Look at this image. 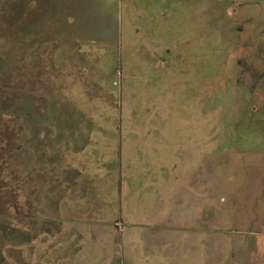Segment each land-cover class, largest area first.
<instances>
[{"label": "rangeland", "instance_id": "obj_1", "mask_svg": "<svg viewBox=\"0 0 264 264\" xmlns=\"http://www.w3.org/2000/svg\"><path fill=\"white\" fill-rule=\"evenodd\" d=\"M0 264H264V0H0Z\"/></svg>", "mask_w": 264, "mask_h": 264}]
</instances>
